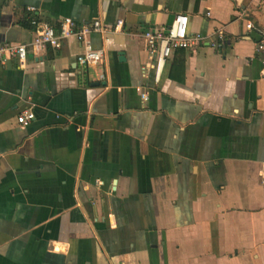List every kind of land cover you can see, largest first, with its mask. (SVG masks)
I'll return each mask as SVG.
<instances>
[{"label": "crops", "instance_id": "0c3cea01", "mask_svg": "<svg viewBox=\"0 0 264 264\" xmlns=\"http://www.w3.org/2000/svg\"><path fill=\"white\" fill-rule=\"evenodd\" d=\"M176 13L206 37L156 68L142 33ZM66 16L101 21V63L69 37L0 64V264H264V2L0 0V42Z\"/></svg>", "mask_w": 264, "mask_h": 264}, {"label": "built area", "instance_id": "2783aa9c", "mask_svg": "<svg viewBox=\"0 0 264 264\" xmlns=\"http://www.w3.org/2000/svg\"><path fill=\"white\" fill-rule=\"evenodd\" d=\"M255 3H262L264 0H252ZM32 12L34 7L28 6L25 9ZM207 14V13H206ZM33 27V37L28 43L8 44L0 42V64L8 59H15L18 66L24 65L27 48L37 55L46 47L57 49L60 47L62 40L72 37L80 46V52L76 54L75 61L81 66L101 63L104 56L102 47H95L91 44L88 35L91 32L103 33L104 28L99 19H93L90 23L76 27L70 17H62L57 27H53L43 21H39L34 17L29 20ZM121 24L120 20L115 22L113 30H117ZM187 16L185 14L176 13L172 16L170 22L166 26L147 29L142 33V37L148 49V58L152 55L155 58V66H160L169 56L173 49L191 50L199 46L206 36L198 33L187 34ZM252 27L250 22L245 23V28ZM225 41L221 28L213 31L211 38L207 41V45L213 50H218ZM254 52L259 59V63L264 68V40L259 39L255 44ZM143 96V95H142ZM33 118L30 110H22L17 116L16 121L20 125L27 124Z\"/></svg>", "mask_w": 264, "mask_h": 264}]
</instances>
